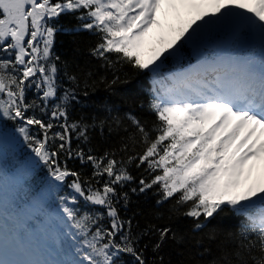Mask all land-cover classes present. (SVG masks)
Listing matches in <instances>:
<instances>
[{
  "label": "snow or ice",
  "instance_id": "snow-or-ice-1",
  "mask_svg": "<svg viewBox=\"0 0 264 264\" xmlns=\"http://www.w3.org/2000/svg\"><path fill=\"white\" fill-rule=\"evenodd\" d=\"M190 2L0 0V264H264V179H253L264 161V0H211L215 11L142 59L162 6ZM62 15L78 23L58 26ZM63 31L96 35L89 54L112 78L70 72L54 52ZM225 41L232 47L209 60L207 48ZM186 48L197 67L164 73ZM125 65L152 74L155 120L114 102L72 118L101 85L131 84ZM94 134L117 142L101 150ZM21 145L30 154L13 164L9 188L4 156ZM29 180L37 190L19 205ZM152 190L157 209L141 224L132 196ZM225 209L236 223L213 224ZM181 217L191 221L183 230L173 223ZM169 245L185 246L175 248L180 260L162 255Z\"/></svg>",
  "mask_w": 264,
  "mask_h": 264
},
{
  "label": "trees",
  "instance_id": "trees-1",
  "mask_svg": "<svg viewBox=\"0 0 264 264\" xmlns=\"http://www.w3.org/2000/svg\"><path fill=\"white\" fill-rule=\"evenodd\" d=\"M78 21L72 15H62L57 21L58 26H71L77 24ZM98 37L88 31H78L75 33H69L67 31L58 32L55 38L54 52L57 56L60 57L62 62H67L69 66V71L73 73H80L82 70H91L96 74V77L104 76L107 79L112 78L111 70H106L101 67L102 61L97 60L89 54V50L95 46L97 43ZM192 54V52L186 48L181 57L182 59H187ZM168 69L171 67L179 65V58L173 59L169 58L164 64ZM128 73L132 77V83L127 85L118 84L114 86L111 91L105 90L101 85L98 90L91 93L89 97L84 98L80 103L74 105L71 116L76 119L80 116L96 115L98 112L102 111V106L104 104H111L114 102L115 107L121 110V114L131 110L134 114L141 117L147 123L151 124L155 117L154 115L148 113L147 111V101L152 97L150 94V84L151 79L153 78L147 72L137 73L130 66H123L121 69V75L123 73ZM35 95L34 91L28 93L29 99ZM128 96L134 97L136 103L127 100ZM140 102H144L145 107L141 108L138 106ZM117 113H112L116 115ZM5 127H11L10 122L5 124ZM117 141L115 139L105 141L99 135L94 134L93 136V145L97 148L103 150L104 147H107L109 144H115ZM19 153L29 155L30 152L26 147L18 148ZM20 159L19 156L10 152L9 162L10 164H15ZM70 167H75L77 169L81 168L79 161H69ZM90 171V169L88 170ZM133 175L139 176L140 172L136 169H132ZM41 174H43L41 170ZM37 190V183L29 180L27 184H24L23 189L20 190L24 196H32V194ZM18 197V195H17ZM158 199V194L155 190L149 191L146 194H136L132 196V211H140L143 215L138 216L137 219L141 221V224L145 222V218L151 221L153 219L152 213L157 209L155 201ZM172 201H169L164 205V209H167L171 205ZM163 210V209H162ZM218 221H222L223 226L231 227L236 221L232 217V214L225 209L221 213L220 217L217 220H213L212 223L216 224ZM36 222V221H34ZM175 227H179L181 230L186 228L191 221L186 218L174 219L173 221ZM176 247L184 249V245L173 246L169 245L165 247L162 251L165 259L171 257L175 262L180 260L182 257L177 255L175 250ZM148 257H152V253L148 252ZM126 260H130V257H125Z\"/></svg>",
  "mask_w": 264,
  "mask_h": 264
},
{
  "label": "rangeland",
  "instance_id": "rangeland-1",
  "mask_svg": "<svg viewBox=\"0 0 264 264\" xmlns=\"http://www.w3.org/2000/svg\"><path fill=\"white\" fill-rule=\"evenodd\" d=\"M193 1L199 3L198 8H195L196 5L195 7L192 5L191 2ZM191 2L183 6L177 5L175 8H170L167 3L162 6L160 12L157 14V19L160 22L159 25L154 26L150 30L149 34L145 37L143 47L140 49L142 59H152L157 52L175 39L181 27L191 21L198 13L215 11V8L211 5V0H203V3L201 0H191ZM204 4L207 5V8H204ZM262 175H264V168L259 166L253 173V179L258 176L259 178L257 179H264V177H260Z\"/></svg>",
  "mask_w": 264,
  "mask_h": 264
},
{
  "label": "bare ground",
  "instance_id": "bare-ground-1",
  "mask_svg": "<svg viewBox=\"0 0 264 264\" xmlns=\"http://www.w3.org/2000/svg\"><path fill=\"white\" fill-rule=\"evenodd\" d=\"M193 2H194V1H193ZM193 2H191V3H192V5L195 7V3H193ZM195 8H196V7H195ZM195 10L197 11V9H195ZM260 166H261L262 168H264V161L261 162Z\"/></svg>",
  "mask_w": 264,
  "mask_h": 264
}]
</instances>
